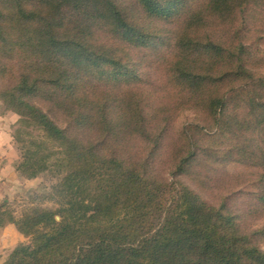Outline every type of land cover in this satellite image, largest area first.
Wrapping results in <instances>:
<instances>
[{
    "label": "trees",
    "instance_id": "trees-1",
    "mask_svg": "<svg viewBox=\"0 0 264 264\" xmlns=\"http://www.w3.org/2000/svg\"><path fill=\"white\" fill-rule=\"evenodd\" d=\"M0 7L3 56L21 66L0 99L43 133L19 169L34 178L43 161L60 175L44 196L51 206L33 198L18 214L9 200L0 204V228L14 224L30 239L3 264H264V224L247 232L246 215L230 206L232 183L216 177L222 163L255 168L252 212L264 216V71L248 43L256 35L264 44V0H0ZM161 30L170 32L167 42ZM145 65L162 68L161 84L143 79ZM7 67L0 59V70ZM187 107L203 123L175 133ZM214 128L222 149L196 138ZM164 166L172 178L159 174ZM182 175L200 189L232 193L213 204Z\"/></svg>",
    "mask_w": 264,
    "mask_h": 264
},
{
    "label": "rangeland",
    "instance_id": "rangeland-1",
    "mask_svg": "<svg viewBox=\"0 0 264 264\" xmlns=\"http://www.w3.org/2000/svg\"><path fill=\"white\" fill-rule=\"evenodd\" d=\"M154 23L155 27H163L167 30L173 27L171 23L165 21H155ZM160 33L163 35L164 40L171 35L170 32L168 33L163 30H161ZM168 40L166 39L165 41L167 42ZM261 42L262 40L259 36L256 38V35L248 40L253 54L260 57V60L262 59L259 64H256L258 71L260 72L264 71V44ZM165 45V47L168 46L167 43ZM151 50L153 53H156L157 51L155 47ZM132 53L133 57L136 59V56H138L137 53L133 50ZM6 57L7 58L3 56V50L0 47V59L8 63L7 72H2V70H0V90L4 89V87L14 85L18 81L21 73V66L17 61V57L14 56L11 59L8 58V55ZM142 67L143 68H141L142 70H140L139 73L142 74L143 79L147 81V83L155 85L162 83V68L158 69L153 65H145ZM35 102L46 111H49L60 126H66L63 117L51 111L48 104L49 102L41 98H37ZM201 118L202 116L199 110L188 107L181 110L176 116L173 124L174 132H183L186 126L190 123L202 124L203 122ZM0 129H4L7 132L5 139H2L0 142V204L5 200H9L11 205L17 210L18 214H20L22 210L31 203L30 201H32L33 198L38 199L35 204L39 202L43 206H51L52 202L50 200H45L44 196L51 192L52 186L59 180L60 175L57 172H54V169L43 161L37 162L39 173L34 178L26 177L22 170L19 169V165L25 159L26 152L34 147L30 141L33 139H41V136L43 135L42 131L35 126H28L23 123L22 116L9 109L2 99H0ZM196 138L202 146L207 145V147L209 146L211 149L223 148L222 138L217 134V129L215 128L205 134L196 132ZM46 146L51 147L49 144H46ZM164 167H162L164 169H159V174H162L164 178H172L169 168L167 166ZM217 168L218 172H216V177L224 178L223 180H226L225 185H227V182H231L232 185L229 187H232V189H230L236 192L235 195H232L233 197L229 202L234 211L240 215H246L245 217H241L245 218L244 229L247 232H252L261 227L264 224V216H259L258 213L252 212V209L254 208L253 203H255L253 202L255 201L253 198L256 190L254 187V179H256V175H253L252 171H255V168L239 162L222 163L217 165ZM179 179L191 185L195 190L201 193L203 198L216 205L220 203L223 194L225 195L227 192L232 193L231 191L229 192V190L223 191L221 188H213V190L210 191L200 189L184 175L180 176ZM248 213L250 214L248 215ZM29 240L28 237L23 235L18 243L29 242ZM260 245L264 250V240L261 241ZM12 250L5 253L7 254V257Z\"/></svg>",
    "mask_w": 264,
    "mask_h": 264
},
{
    "label": "crops",
    "instance_id": "crops-1",
    "mask_svg": "<svg viewBox=\"0 0 264 264\" xmlns=\"http://www.w3.org/2000/svg\"><path fill=\"white\" fill-rule=\"evenodd\" d=\"M7 135L6 130L0 129V142L4 140ZM22 233L18 231L14 224H9L0 228V264L5 262L8 251L12 250L16 244L21 240Z\"/></svg>",
    "mask_w": 264,
    "mask_h": 264
}]
</instances>
